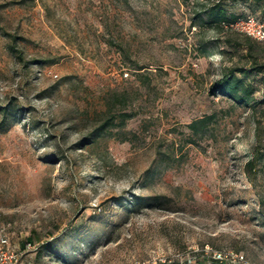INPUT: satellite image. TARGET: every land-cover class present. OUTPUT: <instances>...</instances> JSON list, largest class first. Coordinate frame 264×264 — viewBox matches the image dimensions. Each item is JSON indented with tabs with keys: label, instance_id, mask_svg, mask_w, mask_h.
Segmentation results:
<instances>
[{
	"label": "rangeland",
	"instance_id": "1",
	"mask_svg": "<svg viewBox=\"0 0 264 264\" xmlns=\"http://www.w3.org/2000/svg\"><path fill=\"white\" fill-rule=\"evenodd\" d=\"M213 1L0 0V234L19 264H264V159L247 171L241 149L264 150V76L249 104L208 92L249 65L240 31L198 20Z\"/></svg>",
	"mask_w": 264,
	"mask_h": 264
},
{
	"label": "trees",
	"instance_id": "2",
	"mask_svg": "<svg viewBox=\"0 0 264 264\" xmlns=\"http://www.w3.org/2000/svg\"><path fill=\"white\" fill-rule=\"evenodd\" d=\"M244 7L241 8L240 5ZM237 9H240L239 11ZM264 13V0H214L200 11L196 12V16L201 23L215 25L225 30H233L225 28L224 23L231 22L237 18H244L247 15H262ZM259 20H263L254 16ZM239 32V31H238ZM244 37L245 55L248 58V67L242 65L224 66L219 78L214 80L208 87L210 94H220L231 99L235 104H249L253 102V93L255 87L251 83L248 76L251 73L262 74L264 76V60L259 58L256 47L259 46L258 40L240 32ZM230 42L229 39L225 43ZM214 119V113L203 115L193 119L187 124L192 133L203 131ZM248 159L245 161V168L252 169L259 159H264V150L257 145L242 147ZM30 242V241H28ZM206 264L205 262H202ZM186 264V260L183 261ZM214 264H223L218 260H214Z\"/></svg>",
	"mask_w": 264,
	"mask_h": 264
},
{
	"label": "built area",
	"instance_id": "3",
	"mask_svg": "<svg viewBox=\"0 0 264 264\" xmlns=\"http://www.w3.org/2000/svg\"><path fill=\"white\" fill-rule=\"evenodd\" d=\"M223 26L225 28H231L243 32L261 42H264V20H259L252 15H247L244 18H237L231 22L224 23ZM24 247L30 248V242H25ZM230 255L232 260H236L237 262L244 264L243 256L241 254L235 253ZM21 256L22 252L10 245L6 234H0V264H19ZM213 259L222 262V257L219 253L214 254ZM186 264L204 263L200 261L198 263H192L189 260H186Z\"/></svg>",
	"mask_w": 264,
	"mask_h": 264
},
{
	"label": "crops",
	"instance_id": "4",
	"mask_svg": "<svg viewBox=\"0 0 264 264\" xmlns=\"http://www.w3.org/2000/svg\"><path fill=\"white\" fill-rule=\"evenodd\" d=\"M240 5V4H239ZM241 6V8H243L244 9V7L242 6V5H240Z\"/></svg>",
	"mask_w": 264,
	"mask_h": 264
}]
</instances>
